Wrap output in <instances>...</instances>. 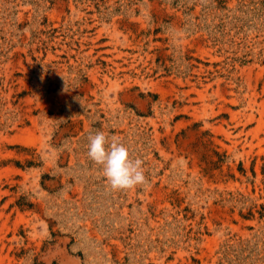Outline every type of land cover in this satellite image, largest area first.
Wrapping results in <instances>:
<instances>
[{
    "label": "rangeland",
    "instance_id": "374dc122",
    "mask_svg": "<svg viewBox=\"0 0 264 264\" xmlns=\"http://www.w3.org/2000/svg\"><path fill=\"white\" fill-rule=\"evenodd\" d=\"M0 264H264V0H0Z\"/></svg>",
    "mask_w": 264,
    "mask_h": 264
},
{
    "label": "clouds",
    "instance_id": "9594fccd",
    "mask_svg": "<svg viewBox=\"0 0 264 264\" xmlns=\"http://www.w3.org/2000/svg\"><path fill=\"white\" fill-rule=\"evenodd\" d=\"M87 155L102 167L104 177L113 190H130L146 182L142 161L133 160L123 143L113 139L109 144L103 132L89 136Z\"/></svg>",
    "mask_w": 264,
    "mask_h": 264
}]
</instances>
